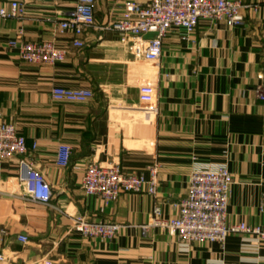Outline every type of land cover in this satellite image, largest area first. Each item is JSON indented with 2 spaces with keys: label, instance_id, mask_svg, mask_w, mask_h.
I'll return each mask as SVG.
<instances>
[{
  "label": "crops",
  "instance_id": "0c3cea01",
  "mask_svg": "<svg viewBox=\"0 0 264 264\" xmlns=\"http://www.w3.org/2000/svg\"><path fill=\"white\" fill-rule=\"evenodd\" d=\"M24 1L23 20L7 19L0 31V121L15 122L28 143L26 154L0 158V251L7 254L0 264H264V240L254 235L230 233L223 246L187 243L159 227L144 233L154 205L148 191L122 192L101 208L103 200L82 187L92 161L146 176L156 165L158 198L174 215L195 158L225 162L233 177L228 221L264 225V100L255 93L264 81V0H243L250 5L240 25L204 18L189 39L169 31L156 60L135 58L123 35L105 28L127 0H96V24L84 31L83 46L73 45L71 31H54L76 0ZM20 27L24 38L66 46V58L22 59L19 47L9 45ZM143 83L157 88V112L140 108ZM55 85L91 87L94 95L55 100ZM62 142L72 146L65 166L57 162ZM21 157L51 186L50 202L27 190ZM77 213L120 227L111 239L84 236L73 226Z\"/></svg>",
  "mask_w": 264,
  "mask_h": 264
},
{
  "label": "built area",
  "instance_id": "2783aa9c",
  "mask_svg": "<svg viewBox=\"0 0 264 264\" xmlns=\"http://www.w3.org/2000/svg\"><path fill=\"white\" fill-rule=\"evenodd\" d=\"M54 1V0H51ZM96 0H76L75 6L62 18L55 20V33L71 31L74 34L73 45L83 46L84 31L96 24ZM250 4L243 0H151L144 4L137 0H127L122 14L105 24L127 40L128 49L135 58L156 60L162 52L163 40L169 31L178 29L183 39H189L196 31L199 21L207 18L214 22L225 21L231 26L245 22L246 8ZM257 8V5L254 6ZM27 12L24 0H9L0 4V31L5 20L16 18L23 20ZM24 28L20 27L18 37L9 40L10 46H18L20 56L31 63H55L64 60L68 53L66 46L58 45L54 40H30L23 37ZM55 100L83 102L94 95L91 87H66L55 85L51 89ZM257 97L264 100V81L255 87ZM141 107L157 112L158 92L155 85L143 83L139 86ZM37 142L33 143V147ZM28 151L27 138L13 121H0V158L23 155ZM71 144L62 142L58 146L57 162L69 163ZM21 179L25 182L31 196L43 202H50L52 189L41 172L31 160L21 157ZM149 175L126 171L120 164L104 165L97 161L87 164L83 175L82 187L86 194H95L104 205L119 197L122 192L146 190L154 198L150 218L141 224L144 233L149 228L159 227L175 234L181 241L205 242L217 241L223 246L230 233L244 232L264 240V225L250 224L241 220L228 221V204L232 185V172L225 162H207L194 160L190 172L188 193L173 202L178 213L167 215L158 198V167H149ZM73 226L84 236L111 239L120 227L115 221L103 218H91L86 214L71 215ZM17 239L22 243L29 236L20 233ZM7 258L4 250L0 259ZM51 260L47 264H51Z\"/></svg>",
  "mask_w": 264,
  "mask_h": 264
}]
</instances>
